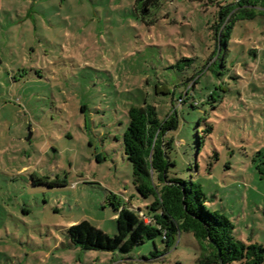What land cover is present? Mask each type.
Wrapping results in <instances>:
<instances>
[{
    "label": "rangeland",
    "instance_id": "374dc122",
    "mask_svg": "<svg viewBox=\"0 0 264 264\" xmlns=\"http://www.w3.org/2000/svg\"><path fill=\"white\" fill-rule=\"evenodd\" d=\"M213 1L0 0V264H199L189 232L128 254L69 241L81 221L115 235L117 207L154 216L122 143L145 103L176 115L169 176L264 247V9L224 46L218 12L239 0Z\"/></svg>",
    "mask_w": 264,
    "mask_h": 264
},
{
    "label": "trees",
    "instance_id": "16d2710c",
    "mask_svg": "<svg viewBox=\"0 0 264 264\" xmlns=\"http://www.w3.org/2000/svg\"><path fill=\"white\" fill-rule=\"evenodd\" d=\"M143 1L159 4V0ZM251 7L264 9V0H239L236 6L223 7L218 12L215 25L219 24L216 33L221 45L227 44L237 20L255 18L256 13L248 9ZM192 106L197 107L198 103L193 102ZM128 118L122 143L124 155L132 166V184L140 197L154 199L149 208L155 214L146 216L140 210L117 207L115 235L109 236L88 221H81L67 229L70 243L83 251L128 254L134 247L157 237L169 246L181 232H189L199 245V264H263L264 247L236 239L233 223L206 208L208 199L199 184L169 176L172 163L168 151L172 142L166 141L164 135L176 127L175 112L161 122L156 108L145 103L130 107ZM211 130L209 127L206 132ZM47 185L59 187L53 183Z\"/></svg>",
    "mask_w": 264,
    "mask_h": 264
},
{
    "label": "water",
    "instance_id": "95a60500",
    "mask_svg": "<svg viewBox=\"0 0 264 264\" xmlns=\"http://www.w3.org/2000/svg\"><path fill=\"white\" fill-rule=\"evenodd\" d=\"M167 163H168V161H167ZM218 257H219V255H218Z\"/></svg>",
    "mask_w": 264,
    "mask_h": 264
}]
</instances>
